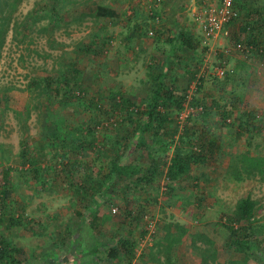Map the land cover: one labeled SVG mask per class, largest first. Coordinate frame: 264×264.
Listing matches in <instances>:
<instances>
[{
  "label": "rangeland",
  "instance_id": "rangeland-1",
  "mask_svg": "<svg viewBox=\"0 0 264 264\" xmlns=\"http://www.w3.org/2000/svg\"><path fill=\"white\" fill-rule=\"evenodd\" d=\"M140 1L141 5L136 0L17 3L0 55V189L8 192L0 240L22 251L14 255L22 260L20 264H38L35 259L54 249L53 254L68 264H125L97 261L88 254L96 239L102 241L113 233L134 238L137 243L130 264H159L147 260L148 247L163 224L174 222L187 226L189 233L204 231L211 236L218 248L217 259L211 264H264V178L256 171L250 177L243 172L241 180L234 174L235 166L243 169L240 158L245 152L264 155V27H257L253 21L264 0H235L228 38L220 37L209 45L203 41L200 19L205 1L210 0H180L174 3L178 16L168 20L156 17L158 12L149 0ZM54 4L68 25L52 28L48 19L41 17L48 14L46 6ZM72 18L75 20L70 21ZM14 21L20 23L16 29ZM150 30H156L155 34L150 35ZM177 30L178 36L170 42L168 37ZM171 43L175 49L168 54ZM73 64L79 72L78 87L58 79ZM217 70H224V74L218 76ZM159 73L165 75L163 83L175 87L174 92L181 97L180 109H168L178 133L188 123L179 120V112L192 108L194 113L192 98H198L211 115L205 118L194 113L191 116L196 120L190 123L195 122L201 131L208 124L218 143L207 152L205 164L192 165L188 174L195 178L183 179L185 182L166 177L167 159L145 188L147 200L141 193L142 205L131 203V209H139L135 219L127 216L128 206L117 183L118 187L107 194L111 199L98 207L101 219L94 228L90 217L83 219L86 201H79L73 184L83 178L101 177L107 171L106 157L120 153L115 146L118 139L130 152L122 158L124 162L139 158L142 167L148 164L137 148L135 121H128L126 112L136 117V110L145 108L159 85ZM46 76L56 80L48 93L30 84ZM117 91L133 105L114 108L110 98ZM232 92L240 99L234 105L231 122L223 124L221 109L212 101L222 104ZM245 110L257 112L258 118L252 123L259 129H240V114ZM90 119L98 123L96 146L106 148L100 157L95 156L92 145L82 149L70 145L71 133L84 131ZM43 149L48 150L49 157L42 158ZM62 153L74 165L66 175L54 172ZM167 154L171 156L172 147ZM247 193L258 202L260 211L252 223L254 232L245 259L243 253L223 246L228 235L227 217ZM8 217L13 219L7 222ZM18 220L21 225L15 227ZM178 252L180 255L177 251L172 254L173 264H188L186 255ZM42 264L49 263L44 260Z\"/></svg>",
  "mask_w": 264,
  "mask_h": 264
},
{
  "label": "trees",
  "instance_id": "trees-1",
  "mask_svg": "<svg viewBox=\"0 0 264 264\" xmlns=\"http://www.w3.org/2000/svg\"><path fill=\"white\" fill-rule=\"evenodd\" d=\"M20 1L21 0H0V55L4 45L5 35L12 20V12L16 9L17 3ZM45 9L48 11V14L42 15L41 17L48 19L50 27L56 28L64 24H69L68 21H63V17L59 12L60 10L55 4L48 5ZM40 18L38 17L34 19L36 21V19ZM74 20L75 19L73 18L70 19V21ZM14 25V28L16 29L19 27L20 23L14 21ZM253 28L255 29L254 26ZM150 31L152 33L149 34L154 35L156 30ZM168 39L173 41L171 37H168ZM182 41L188 42L186 39ZM258 47L261 48L262 46L258 45ZM72 66L73 67L72 69H69V72H64L58 79L60 82H64L65 85H69V83L72 82L78 87L76 79L78 78L77 75L79 72L77 68H75L76 66L74 64ZM67 73L69 75H67ZM158 77L160 79L159 85H157L152 94L149 95L146 105L143 106L145 108L136 110V113H138L136 117L132 115L133 112L130 113L131 115L126 112L128 121H135L133 131L137 136V148L142 150V153L149 161L148 164L142 167L138 163L140 160L139 158L134 160L132 159L129 162H124L122 158L130 155V152L129 150L126 152L127 147L123 145V142L120 139H118L115 141V146H118L117 150L120 149V153L114 154L113 152V154L106 157L108 161L107 171H105L104 174H101V177H98L97 180H93L92 177H90L91 179L89 178V180L87 178H83L79 184H73L75 192L79 195V201H86V205L83 208V219L85 220L86 217H90V224L94 228L97 225V222L101 219L98 207L102 204L104 205L106 200L111 199L107 194L111 191V189L118 187L117 183L121 185L119 194L124 197L123 199L126 201V206H128L126 207L127 216L135 219L139 214V209H131V203L137 202L142 205L141 202L143 201V198L140 197L142 195L141 193L146 194V198H144V200H147L148 196L145 188L156 179V174L160 173V171L158 172V169L162 168L163 164L166 165L168 162L167 159H169V163L166 166V177L171 181H180L189 173L192 165L205 164L207 152H212V149H214L216 147V143H218V138H214L212 132L209 131L208 124L205 126L206 130L201 131V129L197 128L195 122L193 124L190 123L191 120H196L195 118L193 119V116H191L194 113H196L195 115H200L205 118L208 115H211V111L208 110L206 104L198 98H192V107L197 108L201 105L202 109H194L195 112L191 113L186 118L188 123L184 125L183 131L178 133V126L177 124H173L170 116V110L168 109L170 107L180 109V105L182 103L181 97L174 92L175 87H167L163 83L165 78L164 74L159 73ZM54 79L55 78L51 76H46L39 79H33L30 84L34 85L35 89L38 88L39 92L43 91L48 93L50 91L49 86L56 81H54ZM233 95L234 94L232 92V95L227 97L222 104H217L215 100L212 101L214 103L212 105L221 109L219 111V115L223 118V124L229 123L225 120L226 118L231 117L234 105L236 101L240 99L238 95ZM76 98L78 97L76 96ZM110 101L114 103V108H118L121 104H126L127 106L133 105L131 99L127 98L118 91L114 92ZM240 115L242 121L240 129L244 126H246V129L250 126H252L251 130L259 129L258 126L252 123V121H255L258 118L257 112L245 110ZM90 120L91 123H87L84 131L77 129V131L75 130V133H71L73 138L71 139L72 141H70V145L73 147H80V149L86 147V144L92 145L94 151H97L95 156L100 157L104 155L106 148L103 145L96 146L95 130L98 123L95 120ZM177 133L178 136L176 137L178 139L176 140L175 135ZM170 147H172V154L171 156H168L167 150ZM43 151L44 155H42V158L44 156L49 157V153H47L48 150L43 149ZM155 152L159 153L157 158L153 156ZM141 155L140 158L142 157ZM59 159L60 165L58 169L54 168V172H58L60 175L71 173L74 169V165L69 161L68 157L62 153L60 154ZM240 162L243 164V169L235 166V179H243V172H246V174L250 177L252 173H255V171L261 175V178H264V155L254 156L250 155L249 152H245L241 156ZM0 192V221L3 223L5 220V213L7 212L8 192L4 188L0 189ZM128 192H132V195L130 196L131 198H126ZM259 211L260 207L258 202L252 198L249 193L240 197L237 200L234 209L231 211L230 216L227 217L228 224L225 225V228L228 230V235L226 237L225 246L223 247H228L233 251L243 253L246 259L248 255L247 251L250 249V238L253 236L254 232L252 223ZM12 219V217H8L7 222H10ZM20 225L21 220H18L16 224H14L15 227ZM29 228L33 229V226H29ZM79 228L80 226L77 225L75 229L76 233L79 232ZM173 230H175V232H173ZM159 231L160 234L157 235L156 240L148 247L149 251L147 253V260L149 262L173 264L174 261L171 259L172 254H174V252L176 253V251L177 254H179L178 250L186 255L189 262L188 264H211V261L217 259V244L204 231L189 233L187 226L174 222L163 224ZM112 234L113 233H111L108 237L103 238L102 241L96 239L91 248L88 250V254L92 257H96L97 261L108 259L109 261L126 262L125 264H130L134 258V250L137 243L134 238ZM102 236L104 237V235ZM186 236L187 240H185ZM101 247H103L102 250ZM55 251L56 249L46 252L44 256L35 259L36 263L39 262L38 264H42L45 260V262H48L49 264H68V261L53 254ZM21 252L22 251L18 248L10 246V244L5 240H0V261L2 264H20L22 260L14 255L20 254ZM89 260L90 258L88 261ZM93 264H98V262H93Z\"/></svg>",
  "mask_w": 264,
  "mask_h": 264
},
{
  "label": "built area",
  "instance_id": "built-area-1",
  "mask_svg": "<svg viewBox=\"0 0 264 264\" xmlns=\"http://www.w3.org/2000/svg\"><path fill=\"white\" fill-rule=\"evenodd\" d=\"M234 2L235 0H210L205 1L204 13L200 19L202 38L206 45L211 41H215L219 37L228 38L229 30L228 25L234 15ZM152 33L151 31L149 32ZM243 48L242 44H237V48ZM247 51H249L247 49ZM224 70H217V75L222 76ZM187 109V108H185ZM201 110V105L195 108ZM192 113V108L180 111L179 120L183 122ZM227 123L231 121L226 118ZM115 211V209L113 210Z\"/></svg>",
  "mask_w": 264,
  "mask_h": 264
},
{
  "label": "crops",
  "instance_id": "crops-1",
  "mask_svg": "<svg viewBox=\"0 0 264 264\" xmlns=\"http://www.w3.org/2000/svg\"><path fill=\"white\" fill-rule=\"evenodd\" d=\"M136 1L138 4L141 5L140 0H136ZM178 1H180V0H149V2H150L149 5L153 6L155 8V11L158 12L157 13L158 16H156V17L162 16L161 19H164V20L167 19L168 20V19H174L178 16L179 8H178V6H174V3L178 2ZM242 1H245V0H242ZM153 7H151V8H153ZM246 14H247V12H242L241 15L245 16ZM241 17L242 16H240V18ZM253 21L256 22V26L258 25V27L259 26L264 27V5L262 8L259 9L258 16H255ZM178 29H180V28H178ZM178 34H179V32L177 30L175 34H170V35H171L172 39H175V36L176 35L178 36ZM219 40H220V37H219ZM170 42H172V41H170ZM174 46H175V44L171 43V48H169L168 54H171L174 51V49H175ZM194 178H195L194 175L189 176V174H187L182 178V180L186 179V181H188L189 179H194ZM183 182H185V181L183 180Z\"/></svg>",
  "mask_w": 264,
  "mask_h": 264
}]
</instances>
